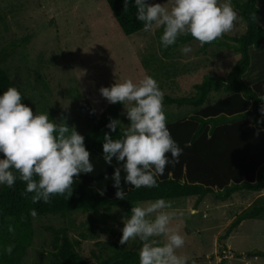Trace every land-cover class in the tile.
Returning <instances> with one entry per match:
<instances>
[{
  "label": "rangeland",
  "instance_id": "rangeland-1",
  "mask_svg": "<svg viewBox=\"0 0 264 264\" xmlns=\"http://www.w3.org/2000/svg\"><path fill=\"white\" fill-rule=\"evenodd\" d=\"M241 1V0H239ZM153 23L121 33L105 0H0V66L23 94L21 111L34 126L55 124L84 134L104 109L127 138L196 109L165 103L163 96L191 95L204 75L225 76L237 58L230 48L191 39L187 32L221 38L245 25L230 0H144ZM264 25V0H259ZM257 51L244 75L257 79ZM226 95L210 90L202 105ZM264 192L237 190L224 199L208 193L138 201L97 212L32 216L33 235L21 264H52L62 234L87 263L117 247L163 250L156 264H264V219L246 218L219 237L233 216Z\"/></svg>",
  "mask_w": 264,
  "mask_h": 264
},
{
  "label": "trees",
  "instance_id": "trees-1",
  "mask_svg": "<svg viewBox=\"0 0 264 264\" xmlns=\"http://www.w3.org/2000/svg\"><path fill=\"white\" fill-rule=\"evenodd\" d=\"M124 35L153 23L144 0H105ZM245 29L221 38L187 32L191 39L237 53L225 76L204 75L191 95L163 96L165 103L195 107L187 117L159 123L127 138L104 108L77 135L50 124L34 126L22 113V92L0 66V264H21L31 243L32 216L97 212L138 201L212 193L224 200L237 190L264 192V25L259 0H230ZM251 49L257 51V79L248 84ZM210 90L226 95L202 105ZM264 219V193L236 213L219 237L243 219ZM52 264H156L166 262L160 246L149 251L114 248L87 263L62 234ZM263 256L264 250L247 252ZM219 264H223L225 257ZM33 264H41L39 262Z\"/></svg>",
  "mask_w": 264,
  "mask_h": 264
}]
</instances>
